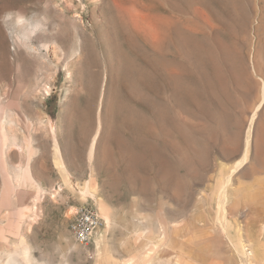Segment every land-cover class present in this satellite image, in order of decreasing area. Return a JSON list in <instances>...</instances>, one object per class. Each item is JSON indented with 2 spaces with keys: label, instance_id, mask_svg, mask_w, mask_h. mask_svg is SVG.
Instances as JSON below:
<instances>
[{
  "label": "rangeland",
  "instance_id": "374dc122",
  "mask_svg": "<svg viewBox=\"0 0 264 264\" xmlns=\"http://www.w3.org/2000/svg\"><path fill=\"white\" fill-rule=\"evenodd\" d=\"M263 93L264 0H0V114L15 122H5L8 146L0 134L2 250L24 237L40 264H93L66 216L80 202L54 163L53 124L72 178L93 179L120 222L112 233L120 264L129 258L118 249L122 225L135 215L149 228L133 235V252H150L148 237L169 224L185 259L260 264L211 227L209 194L250 134L232 184L242 190L227 204L242 225L263 215L264 201L249 197L264 177ZM27 144L42 190L15 180Z\"/></svg>",
  "mask_w": 264,
  "mask_h": 264
},
{
  "label": "bare ground",
  "instance_id": "6f19581e",
  "mask_svg": "<svg viewBox=\"0 0 264 264\" xmlns=\"http://www.w3.org/2000/svg\"><path fill=\"white\" fill-rule=\"evenodd\" d=\"M20 22L22 21L20 20ZM30 22L35 25H39L38 21L34 23L30 20ZM31 31H34L33 27ZM55 39H56V41H54L55 45H57L59 42L62 41V28L59 29ZM44 45L48 46L49 48V45L45 43ZM37 51L38 50H36V52ZM53 52L55 54H60V52H58L56 47H53ZM42 62H45V60H43ZM42 64L44 65V63ZM263 100H264V93H263ZM259 108L260 107H257L255 112L253 113L250 124V132L253 126L254 118L258 114ZM5 122H9L10 123L9 125H13L15 122L13 119H10V115L0 114L1 140L5 146H8L9 143L11 142H9L10 135L8 133V129L6 128ZM47 126H48L47 127L48 132L52 138L51 140L53 145L54 163L58 168L63 183L68 188L69 193L73 194L76 197V199L80 202V204L77 203L78 205L72 203L69 204L68 212L66 216L68 217L75 216V214L78 212L80 208V205L82 206V205L92 204L91 206L96 210L99 222L94 227L92 232V242L90 245H92L93 251H91L90 248H88V246H86L85 249L89 254L93 255L92 256L94 258L93 264H120V262H118L114 254V246L112 239V233L116 228V226L120 225V222L116 219L115 215L112 213V210L108 205V203L101 196L99 189L96 186V183L94 182L93 179H89L84 183L82 182L79 183L72 178V175L65 162L63 156L64 154H62L63 152L57 136V128L53 124L51 125L47 124ZM95 141L96 140H94L91 144V150H90L91 153L94 151ZM25 150L27 154V162L23 167H20L18 172H16L17 173L15 177L16 183L17 185L20 184L23 185L24 183H29V185L31 184L33 186L35 185V187L38 190H42L37 180L35 181L31 171L30 160L34 154L33 146L31 144L30 145L27 144ZM249 157H250V134L248 135L247 138V144L243 156L240 159H238L233 166L229 167L228 170H222L219 173L217 183L209 194V198L211 199V202H213V207H214V215L213 218H211L212 219L211 227L215 229V227L217 226L216 228L220 232V235L226 236L228 238L229 242L232 244L231 247H234L235 251L240 256H246V259H248L251 263L258 262L260 264H264V240H263L264 211H263V215L257 220L258 223L252 224V222H250L249 225H247L245 222L246 225L244 224L242 225V222L239 219L237 220L235 218V214L233 212L232 206H228L227 204V202H229L230 199V194H231L230 192H234L233 190L236 189L237 191L242 190L239 188H232L233 186L232 184L235 183L234 173L239 167H241L243 164H245L248 161ZM255 185L257 187H255L254 189L250 187L252 189L251 194L254 192H256L257 194L255 195L250 194L249 197L253 196L254 199L256 200L264 201V177L263 176L258 177L256 179ZM56 190H60V187L56 188ZM134 219L136 224L125 223L122 225V228L128 233L127 235L128 237L121 239L118 244V249L120 252L129 253V258H126L124 260V264H233L230 260H227L223 256H219L218 259L210 261L206 258L201 259L197 257H191L183 252L186 255V259H185L182 256V251L180 252V250L176 248V244H173L171 242V238L168 234V229L170 228L169 224H163V226H161V228L158 229L157 235L155 234L156 236H152V235L151 237L147 236L148 240L147 239L146 240L148 241L147 245L150 247V252H148L146 255L135 251L133 252V248L135 246L133 235H135L138 238L142 234L143 227L146 228L147 231L149 228L147 222L143 219V216L141 217L139 215L138 216L135 215ZM64 239L66 242H68L67 244H69V238L66 236ZM7 245L9 247L7 251L2 250L0 246V264H38L39 263V260H37L36 256L34 255L32 247L29 245V243L26 241L24 237H22L21 240L18 242H11ZM142 245L144 244H141V246ZM167 249H172V253L169 255L167 259H164L162 255H159V252L161 253L162 250L167 251Z\"/></svg>",
  "mask_w": 264,
  "mask_h": 264
},
{
  "label": "built area",
  "instance_id": "2783aa9c",
  "mask_svg": "<svg viewBox=\"0 0 264 264\" xmlns=\"http://www.w3.org/2000/svg\"><path fill=\"white\" fill-rule=\"evenodd\" d=\"M99 222L96 210L89 205L80 206L72 221L71 228L76 240L89 246L92 242V232Z\"/></svg>",
  "mask_w": 264,
  "mask_h": 264
}]
</instances>
